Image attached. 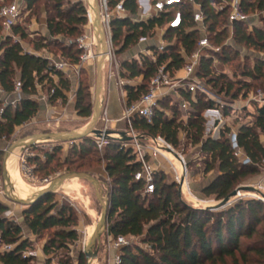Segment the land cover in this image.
Instances as JSON below:
<instances>
[{"label": "trees", "instance_id": "16d2710c", "mask_svg": "<svg viewBox=\"0 0 264 264\" xmlns=\"http://www.w3.org/2000/svg\"><path fill=\"white\" fill-rule=\"evenodd\" d=\"M27 1L28 6H31L33 0ZM51 1L54 14L48 17L49 34L52 37L64 35L75 40L82 34L81 26L88 20L86 9L81 2H75L70 8L64 9L66 0ZM196 1L201 4L205 14V24L210 32L209 40L218 48L208 50V54L201 58L199 77L202 80L207 78L213 86H219V91L230 94L233 100L241 91L246 96L251 89L255 90L256 81L262 80L264 83V58L255 56L252 64H244L240 69V75L250 78L249 80H233L223 73L215 72L212 68L213 60L229 61L233 50L236 55H240L235 47L224 43V39L229 37L230 25L236 44L264 52V27L250 23L249 19L228 23L227 13L231 11L232 0H226L227 3L220 9H217L216 3L224 0ZM125 4L131 12L136 13V0H126ZM240 10L245 14L255 10L264 11V0H241ZM183 11L184 25L165 32L169 41L174 37L178 39L177 45L169 42L163 51H158L153 46L151 49L154 57L144 54L141 58L124 62L130 79L142 76L140 83L126 86L127 105L140 100L149 90L150 81L160 66L165 65V69L174 74L185 66V55H191L197 49L201 33L196 28L192 6L185 5ZM262 21L264 23V17ZM164 22V17L148 21L115 19L111 24L113 40L121 44L120 51H123L141 38L152 36L156 25H163ZM1 23L3 25V21ZM12 29L14 33L21 32L22 37L27 36L17 24ZM31 43L35 50H41L53 42L43 36L39 41L32 40ZM69 44L72 45L67 53L69 61L77 64L81 50L75 42H68L67 45ZM66 47L61 45V50L65 51ZM84 72L85 70H81V74ZM54 76L58 77L57 81ZM17 79L22 82L24 96L15 106L4 105L0 100V108H3L0 139L10 137L17 126L36 116L41 106L32 97L37 93V84L49 85L51 103L57 100L65 103L67 92L71 90V80L64 71L52 66L47 57L25 50L19 41L12 42L9 37L0 44V83L5 92L11 93L14 90ZM52 90L54 92L51 93ZM184 96L190 102L187 121L183 119L179 105L169 104L165 98L155 108L151 121L135 116L133 128L143 142H150L161 135L174 147L180 145L179 133L184 130L187 139L193 144H200L202 152L209 155L205 172L216 171V175L203 187L202 192L222 200L235 190L241 178L259 172L257 166L264 160V105L256 107L252 124L243 123L238 127V144L251 160L244 163L235 156L231 138L233 131L229 126L221 129L218 139L205 136L206 119L203 111L207 107H213L214 101L207 99L201 92L195 96L184 92ZM167 108L171 110V115L167 114ZM76 109L83 117H90L93 113L90 86L86 78H80L79 81ZM97 148L93 136H89L80 142H73L71 152L85 157L93 150H98ZM105 148L104 158L109 177L107 192L111 209L107 234L140 238L142 243L149 246L143 248L133 242L123 246L119 264H264L263 201L256 198L240 199L226 208L216 210L193 206L182 199L177 184L169 183L163 171L155 172V190L143 194V182L135 179L141 163L136 159L132 148H123L122 140L115 138H109ZM56 149L58 148L46 154V161L41 168H46L54 160ZM60 166H64L66 171L72 169L68 158L51 169L57 172ZM75 169L79 171L78 168ZM54 195L49 193L43 196L23 211L24 225L31 234L41 237L45 231H50L43 245L47 257L45 264L51 262V254H56L60 249H68L71 243L79 239L77 212L67 203L60 204L54 199ZM7 209V206L0 203V264H33L35 256L24 254L32 246L30 237L23 236V226L20 223L3 216ZM58 263L74 264L70 257H61ZM78 264H87L83 251L79 252Z\"/></svg>", "mask_w": 264, "mask_h": 264}, {"label": "rangeland", "instance_id": "374dc122", "mask_svg": "<svg viewBox=\"0 0 264 264\" xmlns=\"http://www.w3.org/2000/svg\"><path fill=\"white\" fill-rule=\"evenodd\" d=\"M13 1L15 0H4V2L0 0V8L4 4H8ZM18 1L22 2V10L20 13L21 17L17 22V25L20 26V29H22V31H24L27 36L22 37L21 32L14 33L12 28L10 30L6 29L5 26L1 23L3 19L0 16V44L2 42H5L7 38L10 37V40L12 42L19 41L25 48V50H31L38 55L45 56L49 59L50 62L61 59L70 62L67 55L68 49H70L72 46L70 44L67 45L70 37L64 35L52 37L47 29L48 17L50 16V14H54L53 10L51 9L52 1L33 0L31 6H28L27 0ZM70 2L68 3V0H66L64 2L63 8L68 9L75 2H81L83 7L86 9L87 15L88 8L90 7L89 0H71ZM226 3V0H224L222 3H216L217 9H220L221 6H224V4ZM229 12L231 11H228V16L230 15ZM247 15L249 16L250 23H254L256 25L264 27V23L262 21L264 11H250L249 13H247ZM81 28L83 30V34H87L88 36H90L96 33L97 35L96 25H90L88 20L86 24H84V26H81ZM159 33H162V31L155 29L152 36L141 38L136 44L131 45L123 51H120L121 44L113 40L114 50L112 51L110 60L105 61V65L101 73V82L103 85V81L107 82V80L110 79L114 81L118 92L110 91L108 103L113 106V109L118 110V112L122 108V100L120 97L122 96V93L121 86L119 85V77L123 78L125 87L127 85H136L142 81V76L133 79H130L128 77L129 72L125 68L124 62L127 60H133L134 58H141V56L144 55V53L142 52H144L146 48L164 44L163 50H165V48L168 46L167 43L169 42H172L175 45L178 44V39H176L175 37L172 38L171 41H169V38H166L165 34L164 37L161 38ZM209 33V30H207L205 34H207V36L209 37ZM43 36L49 38L53 43H51L44 49L35 50L31 41H39V39H41ZM224 40L225 44L228 43L231 44L232 47H235L240 55H236L233 50L230 55L231 59L229 61H223L214 58L212 68L215 72L223 73L228 78L233 80L244 78L249 80L250 78L240 75V69L244 66V64H252L254 62L255 56H261L264 58V52L243 44H236L232 38V30H230V27L229 37ZM61 45L67 46V49L65 51H62ZM106 48H108L107 45ZM98 51V48H94L93 53L96 54L94 58H90L87 61L80 60L79 63H77L78 68L75 67L72 71H69L70 73H74L72 75V77L74 78L71 79V90L67 92L68 97L65 103L61 100L52 102V105L55 108H50V112L48 111V109L43 110V106H40V110L38 111L36 116H34L31 120L24 123L23 125L17 126L10 137H4L0 139V203L8 207V209L3 212V216H6L7 218L12 219L16 222L22 223L24 222L23 211L25 210V208H27L24 205L11 201L5 194L2 165L5 150L15 141L32 136L34 134L58 131H72L80 129L91 122L94 114V107L96 105V88L99 59V57H97ZM73 52H75V49H73ZM152 54L153 51H151V53H149V55L147 56H152ZM70 63L74 64L72 62ZM81 70H85V72L81 74ZM170 75L173 76L174 74L170 73ZM80 78H86L90 86L91 101L93 105V113L90 117L80 116L76 109L77 90L79 87ZM203 82L209 89L207 94L203 93L204 96L207 99H211L212 101H214L213 107H207L203 111V116L206 119V137L210 136L212 138L216 136L217 133H219L220 129L225 126H229L232 130L233 127L238 128L243 123L252 124L254 122L253 114L256 111V107L260 103L253 98L254 93H257L260 89H264V83H262V80L256 81L255 84L257 85L255 87V90L254 88L251 89L246 96L242 93L243 91H241V94L234 100L232 99L230 94H225V92L219 91V86H213L212 83L207 81V78H205ZM234 88L236 89L237 85ZM42 91L47 95L49 92V85L47 84L43 86ZM106 92L107 90L105 88L102 89L101 87L99 91L98 103L99 118L93 127L98 129H103L106 127L114 134H118L121 131H126L128 129L127 124L122 127H114V125H112V120H102L103 111L106 105ZM10 94L11 93L3 96V103H6L8 99H11L12 96ZM174 96L175 95H168L167 97H165L166 101L169 102V104L178 105L176 97ZM165 98H162L161 100H164ZM166 112L168 115L172 114L169 108H167ZM181 114L183 116L184 112L182 111ZM136 133L139 134L137 131ZM90 136H93V139L95 140V134H92ZM179 138L180 145L178 147L172 146L174 150L173 152L171 151V153L174 157H178V153H181L185 156L186 160V170L184 178L189 186L187 191L181 189L180 192L182 199L187 204L193 206L206 207L208 205L217 204L220 200L216 199L214 195H207L202 192L203 187L216 175L215 170L205 172L206 164L210 160L209 155L202 152L200 144H193L190 140H188L187 134L184 130L180 131ZM76 142H80V140ZM72 145L73 142L50 140L38 142L29 149L21 148L19 164L22 178L29 185L38 190L44 187L50 180L54 179L58 175L68 171H77V169L75 168H78L79 171L91 173L93 176L99 179L104 189V194H106L108 191L109 177L106 172V161L104 158V153L106 152L105 145L101 148L98 147V150H93L85 157H80L78 156V154L72 153ZM55 148L58 149L55 150L54 160L46 168H41L42 163L46 161V154L48 152H52ZM172 156L171 154L168 155L170 160L165 159L164 157H159L155 162L161 163L158 171H163L166 174V179L168 180V182L176 183L177 187L180 190L182 185V177L178 171L179 168L177 169L176 165H174L175 159ZM36 158L38 160H36ZM67 158L69 160V167L72 169L66 171L64 166H60L57 172H53L51 168L56 166V164L59 162L62 164ZM257 167L259 168V172L257 174H250L241 178L236 186V188H242L244 186H251L252 188L242 189L240 191L241 194L238 195V197L233 198L231 203L221 208H226L240 199L247 200L256 198L264 202V160L262 163L258 164ZM177 175L179 177H177ZM69 181L74 182V180ZM76 182H78L79 184V195H77L75 192L66 193L64 191L58 190L57 192H54V199L57 200L60 204L67 203L73 206V208L77 212V229L79 232V239L75 243H71L68 249H60L56 252V254H51L52 259L48 264H59L58 260L61 257H70L72 258L74 264H78L79 252L84 250L85 244L87 242V232L88 230H90V227L94 224V222L96 223L101 216L102 206L97 198L94 186L86 180L77 179ZM10 187L11 190H13L12 186ZM22 233L24 237H29V234L24 229ZM49 234L50 231H45L44 236H35L33 237L34 239H30L32 246L29 249H26L25 252L27 254H33L35 256L33 264L46 263V259H44V257H41L40 260H38L37 252H39L40 256H43V254L41 253V246L43 245V242H45ZM106 234L107 231L101 236L100 241L97 243L98 255L94 260V264H109V249L107 246V242H105ZM129 239L131 242L139 244L143 248L149 247L147 244L142 243L140 241V238L129 237Z\"/></svg>", "mask_w": 264, "mask_h": 264}, {"label": "built area", "instance_id": "2783aa9c", "mask_svg": "<svg viewBox=\"0 0 264 264\" xmlns=\"http://www.w3.org/2000/svg\"><path fill=\"white\" fill-rule=\"evenodd\" d=\"M90 7L88 8L87 18L90 25H96V18L93 11V6H97L99 9V16L104 28L106 36V59L109 61L111 58L112 51L114 50L113 45V34L111 24L115 19H126L129 18L132 21H148L155 18H165L163 25H156V30H161L160 37L163 38L167 29H178L184 25V11L185 5L190 4L193 11V19L196 22V28L201 33V37L198 42L197 49L191 55H185L186 64L185 66L176 71L173 76L170 72L165 69V65L159 67L157 73L150 81L149 90L138 100L137 102L127 105V90L123 78L119 77V85L121 86V100L123 103V110L121 118L128 125L126 134L131 137L130 140H122L123 148H132L133 154L136 159L141 163L140 170L135 174L137 181L143 182V194L152 193L155 190V172L158 171L161 163H156L159 157L169 159V154L172 155L173 145L168 142L163 136L158 135L154 137L150 142H143L141 136H139L133 128V119L135 116L145 117L148 121H151L155 108L159 106V102L162 98L168 95H175L176 101L180 109L184 112L183 119L187 121L189 116L190 102L184 96V92L191 93L193 96L196 93H208V88L204 84L203 80L198 75V68L201 63V58L208 54V50H217L218 48L212 44L207 36V26L205 24V14L202 10V6L196 0H136L137 11L136 13L131 12L127 8L126 0H90ZM241 0H232L231 12L229 15V22L232 24L236 20H247L249 16L240 10ZM21 1L15 0L11 3L4 4L0 8V16L3 19V25L6 29H11L20 19L21 13ZM232 28V25H230ZM69 43L75 42L77 47L81 50L80 60L87 61L90 58H94L96 54L93 53L94 48L99 50V37L96 33L88 36L87 34H81L75 40H69ZM157 47L158 51H163L164 44H160ZM153 51L150 47L146 48L144 54L149 55ZM99 57V51L97 53ZM151 57H154V51ZM56 69L64 71L66 73L72 71L73 68H78L77 64H71L63 59L50 62ZM70 73V72H69ZM55 77V76H54ZM124 85V88H123ZM42 85L37 84V93L32 97L44 105L46 109L52 108V103L49 101L50 94H45L42 91ZM54 90L51 91V93ZM5 92L0 83V100L3 101V96L8 95ZM12 97L8 99L4 105L11 104L16 105L17 102L24 96L22 92V82L17 79L15 81V88L10 94ZM254 100L258 101L260 105H264V89H260L257 93H254ZM3 108H0V119L2 117ZM102 120L110 121L107 115L106 108L103 111ZM222 129V128H221ZM220 129V131H221ZM103 134L96 136L95 143L99 148L106 145L109 138L104 137V132L108 128H103ZM220 131L213 139H218ZM233 147L235 149V156L244 163L251 162L244 149L239 146L237 141V132H233L231 135ZM173 146V147H172ZM32 147V146H31ZM28 147L27 149H29ZM179 160L182 167L186 170L185 156L178 153V157H174ZM177 177H179L177 175ZM185 182V180H184ZM1 184V182H0ZM184 186V183H183ZM189 186V184H188ZM190 188V187H189ZM131 243L129 237L119 235L113 239L110 246L115 250L121 251L122 247ZM5 247H9L6 246ZM25 255H30L24 252ZM120 262V254L116 256V263Z\"/></svg>", "mask_w": 264, "mask_h": 264}, {"label": "water", "instance_id": "95a60500", "mask_svg": "<svg viewBox=\"0 0 264 264\" xmlns=\"http://www.w3.org/2000/svg\"><path fill=\"white\" fill-rule=\"evenodd\" d=\"M89 3L91 1L89 0ZM93 11L96 18V27H97V35L99 37V59H98V74H97V88H96V105L94 107V114L91 122H89L88 127L85 130H72V131H58V132H46V133H39L34 134L32 136L22 138L21 140L15 141L11 145L7 147L3 157V181H4V190L5 194L13 202L19 203L24 205L25 207H29L39 201L43 196L54 193L59 190V187L70 179H81L90 182L97 194V198L102 206V212L99 220L96 222L93 232L90 234L87 242L85 244L83 252L86 255L87 264H94V260L97 258L98 249L97 243L100 241L101 236L107 231L108 229V216L110 213V206H109V193L107 192L104 194V189L101 185L99 179L93 176L91 173L81 172V171H68L64 172L54 179L50 180L44 187L35 191L32 195L21 197L15 193V186L13 184V180L10 176L9 168H8V159L17 147L28 148L31 147L38 142L41 141H50V140H57V141H65V142H76L81 141L92 134L96 136H101L103 134L102 129L94 128V124L97 122L99 118V91L101 89V73L105 65L106 59V36L104 32V28L102 26L100 16H99V9L97 6H93ZM118 135V136H115ZM104 137L106 138H115L119 140H130L131 137L126 134V131H121L118 134H114L111 131L107 130L104 132ZM185 174V167H182ZM183 173V172H182ZM184 174H181L182 177V185L180 188L183 189L184 183ZM13 190H11V187ZM251 186H244L242 188H236L233 190L228 196L220 200L217 204L208 205L206 208H213L218 209L221 208L229 203L232 202V199L238 197L241 194L242 189H251Z\"/></svg>", "mask_w": 264, "mask_h": 264}, {"label": "bare ground", "instance_id": "6f19581e", "mask_svg": "<svg viewBox=\"0 0 264 264\" xmlns=\"http://www.w3.org/2000/svg\"><path fill=\"white\" fill-rule=\"evenodd\" d=\"M88 125H89V123L86 124L81 130H85L88 127ZM21 148L22 147H17L14 151H12V153L8 159V168H9L10 176L13 180V184L15 186L16 194H18L21 197H26V196L31 195L34 191H37V189L32 187L31 185H29L21 176L20 164H19ZM172 157H174V156H172ZM174 159H175L174 165H176L177 169L179 168V170H178L179 173L184 174V170H183L182 165L180 164L179 160H177V158H174ZM70 180H74V182H71L69 180L64 182L59 187V190L64 191L66 193L75 192L77 195H79L80 192H79V184H78V182H76L77 179L74 178V179H70ZM15 181H17V182H15ZM183 190L184 191L188 190V183L186 181L184 182ZM95 224L96 223L94 222V224L91 226L90 231L87 235L86 241L89 238L90 234L93 232Z\"/></svg>", "mask_w": 264, "mask_h": 264}, {"label": "crops", "instance_id": "0c3cea01", "mask_svg": "<svg viewBox=\"0 0 264 264\" xmlns=\"http://www.w3.org/2000/svg\"><path fill=\"white\" fill-rule=\"evenodd\" d=\"M264 17V16H263ZM252 24H254V23H252ZM230 30H232V28H230ZM49 32V31H48ZM30 52H33V51H31V50H29ZM34 53V52H33ZM74 73L73 72H71V73H68L67 72V75H66V73H65V75L67 76V77H70L69 79L71 80V79H73L74 77H72V75H73ZM54 79H55V81H57L58 80V77L57 76H55L54 77ZM101 87H102V89H106L107 90V92H106V105H105V108H106V112H107V115H108V117L110 118V119H112V125H114V127L116 126H119V127H122V126H125L126 125V123H125V121L121 118V116H122V110H123V103H122V108L119 110V112H118V110H116V109H113V106H111L108 102H109V93H110V91L111 92H118L117 91V88H116V86H115V84H114V81L113 80H107V82L106 81H103V85H102V82H101ZM121 97V96H120ZM41 106H43V110L44 109H46V107L44 106V105H41ZM52 108H55L53 105H52ZM49 112L51 111V109H49L48 110ZM83 128V127H82ZM82 128H80V130L82 129ZM76 130H79V129H76ZM232 131L233 132H237L238 131V128H232ZM262 140L264 141V138H262ZM18 223H20L22 226H23V229L29 234L28 236L30 237V239L32 240V239H34L33 237H35V235H33V234H31V232L29 231V229L26 227V225H24V222H18ZM91 228V227H90ZM89 231L90 230H88V232H87V235H88V233H89ZM86 238H87V236H86ZM115 237L113 236V235H110V234H106V238H105V242H107V246H108V249H109V259H108V261H109V264H117L116 263V260H115V258H116V256L117 255H119L120 254V251H118V250H115L114 248H112L111 246H110V244H111V242L113 241V239H114ZM43 245H44V242H43ZM43 245L41 246V253L43 254V256H40V254H39V252H37V257H38V260H40V258L42 257H44V259H46L47 257H46V255H45V253H44V251H43Z\"/></svg>", "mask_w": 264, "mask_h": 264}]
</instances>
